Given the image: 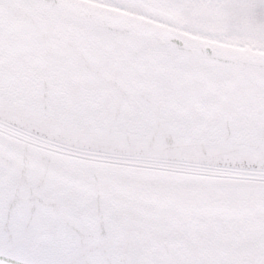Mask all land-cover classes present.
<instances>
[{"label": "snow or ice", "instance_id": "1", "mask_svg": "<svg viewBox=\"0 0 264 264\" xmlns=\"http://www.w3.org/2000/svg\"><path fill=\"white\" fill-rule=\"evenodd\" d=\"M0 264H264V0H0Z\"/></svg>", "mask_w": 264, "mask_h": 264}]
</instances>
